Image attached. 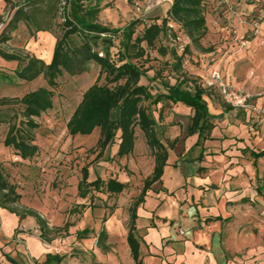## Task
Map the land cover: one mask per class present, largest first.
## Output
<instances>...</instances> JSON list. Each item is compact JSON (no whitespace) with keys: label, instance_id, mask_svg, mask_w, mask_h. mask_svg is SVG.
Instances as JSON below:
<instances>
[{"label":"rangeland","instance_id":"rangeland-1","mask_svg":"<svg viewBox=\"0 0 264 264\" xmlns=\"http://www.w3.org/2000/svg\"><path fill=\"white\" fill-rule=\"evenodd\" d=\"M171 1L97 0L98 6L102 8L98 22L112 29L123 28L136 19L148 24L158 19L157 22L160 23ZM26 2L27 0H5V8L0 15V33L16 8ZM64 2L65 0H60L57 16L51 21H47L42 13L37 15L42 25L51 24V34L55 38L61 35V8ZM83 5L88 4L85 2ZM44 6L36 7L43 9ZM204 13L207 32L198 46H193L173 24L170 25L174 33L157 41L156 46L176 49L180 55L186 45H189L182 72L190 79V85L195 82L206 90L214 105L224 103L219 93V83L247 95L248 103L250 97L255 99L263 96L264 0H205ZM141 31L142 26H139L135 35ZM35 33L32 27L20 22L17 29L9 34L10 39L0 43V48L21 57L33 56L49 63L53 41L48 40V35L38 40ZM70 39L74 45H80L82 41L79 36H72ZM119 42L120 39H114L110 48L113 60H117ZM98 51L102 52L101 46ZM147 53L148 60L140 63L146 70V78H142L141 83L147 85L153 94L157 90L164 92L162 83L174 85L181 79L167 65L172 62L168 55L161 57L156 50L148 49ZM2 61L5 65H0V99H20L38 88H49L42 76L31 82L17 79L14 70L8 68L15 64L14 61ZM213 73H218V82L212 78ZM98 75L99 66L93 62L88 63L86 70L80 75L61 72L55 80V86L49 88L53 92L52 108L34 118L37 127L30 132L33 144L37 146V153L27 160H22L12 148L3 145L11 125L18 129L22 126L23 106L12 102L0 107V166L20 195L19 204L12 207L38 213L48 227L46 238L50 239V242L41 239L39 227L32 225L36 222L31 217H26L29 220L20 227L24 231H14L3 216L6 219H3V225L0 220V264H43L47 259V250L51 255L61 256L58 262L50 260L47 264L114 262L111 258H106L96 246L99 232L104 228L110 233L104 240L112 251L120 245L118 225L128 226L131 207L142 189L143 181L152 173L154 157L138 129L134 151L124 158L115 156L117 140L99 154L96 148L98 130L88 136L68 134L66 123L80 103L83 93L97 81ZM98 83L104 84L103 76ZM151 109L156 119L161 109V119L156 127L158 138L166 147L173 142L175 148L183 133L177 106L160 103L156 108L151 106ZM255 111L258 112V120L264 119L263 110ZM180 149L179 143L176 152ZM83 168H87L88 182L96 178L104 182L116 179L126 184V187L119 194H109L104 189H90L82 198L79 196L78 184ZM2 210L10 213L6 209ZM84 229L88 230L87 238L77 237L76 232ZM20 233L25 235H19ZM102 240L100 238V242Z\"/></svg>","mask_w":264,"mask_h":264},{"label":"trees","instance_id":"trees-1","mask_svg":"<svg viewBox=\"0 0 264 264\" xmlns=\"http://www.w3.org/2000/svg\"><path fill=\"white\" fill-rule=\"evenodd\" d=\"M204 1L172 0L160 23L157 22L158 19L149 24L136 19L123 28L112 29L98 22L102 8L98 6L97 0H65L61 8L63 15L61 35L55 38L56 42L49 63L33 56L21 57L0 48V58L17 62V68L14 71L17 79L31 82L42 76L49 88L55 86V80L62 71L70 75H80L86 70L88 63L93 62L99 66L97 81L83 93L80 103L66 123V129L70 136H88L94 130H98L96 148L99 154L117 140L115 154L117 158L128 157L133 153L136 129L141 132L152 151L154 166L151 175L143 181L141 194L136 204L144 198L150 186L160 180L166 166L167 148H173V142L166 148L157 136L156 127L161 119L162 107L156 119L151 106L156 108L158 104L165 103L189 107L193 111L187 128L189 135L197 132L201 136L212 128V125L208 123L211 116L203 100L206 90L193 81L194 84L190 85V79L182 72L184 56L189 51V45H186L180 55L177 54L176 49L156 46L157 41L166 39L174 33L170 24L176 25L193 46H198L207 32ZM85 2L88 5H83ZM58 4L60 0H27L25 5L18 6L0 33V43L3 44L10 39L9 34L17 29L20 22L29 25L35 32L51 33V24L42 25L37 15L42 13L47 21L55 19L59 10ZM38 5L45 6L41 10L36 7ZM139 26H142V31L135 35ZM72 36L81 38L80 45H74L70 41ZM116 38L120 39V42L116 53L117 60H113L110 48ZM99 46H101V53L98 51ZM147 49L156 50L161 57L168 55L172 62L167 65L172 72L179 75L177 78L181 77L174 85L162 83L164 92L157 90L153 94L147 85L141 83V79L146 78V70L140 63L148 60ZM102 76L104 84H99L98 80ZM155 78L156 76L152 80ZM49 88H38L20 99H0V107L12 102H18L23 106L22 126L18 129L15 125H11L3 141L4 147L12 148L22 160L30 159L37 153V146L33 144L34 139L30 131L37 127L34 118L52 108L53 92ZM0 122H2L1 119ZM81 172L82 178L78 184V192L82 198L90 189L96 191L104 189L109 194H119L126 187V184L116 179L104 182L96 178L88 182L87 168H83ZM19 200L20 195L16 192L15 186L8 181L0 166V209H6L15 214L19 221L26 217L35 219L41 239L50 242V239L46 238L48 227L38 213L30 209L12 207L17 206ZM135 220V212L130 210L127 244L135 264H140L139 243L134 236ZM86 233L87 231L83 230L79 236H85ZM104 237V231L100 232L99 244L100 238L104 239ZM60 259L61 256L48 254L43 264H47L50 260L58 262Z\"/></svg>","mask_w":264,"mask_h":264},{"label":"crops","instance_id":"crops-1","mask_svg":"<svg viewBox=\"0 0 264 264\" xmlns=\"http://www.w3.org/2000/svg\"><path fill=\"white\" fill-rule=\"evenodd\" d=\"M4 8L5 1L0 0V15ZM35 35L38 40L48 35L53 41L51 60L55 37L47 31ZM2 60L1 66L5 65ZM14 63L8 68L15 71ZM203 100L212 128L201 136L189 135L193 111L176 104L183 133L175 148L164 145L167 160L160 180L136 204L140 191L131 207L140 264H264V119L258 120L255 111H264V95L250 97L243 109L214 105L209 94ZM179 143L181 149L176 152ZM3 219L14 231L23 230L20 227L29 220L20 222L15 214L0 209L2 225ZM110 222L114 227V221ZM84 230L82 238H87L88 230ZM128 230L129 223L118 225L120 245L113 251L105 243L110 233L100 230L105 240L96 246L112 264H135L127 244Z\"/></svg>","mask_w":264,"mask_h":264},{"label":"built area","instance_id":"built-area-1","mask_svg":"<svg viewBox=\"0 0 264 264\" xmlns=\"http://www.w3.org/2000/svg\"><path fill=\"white\" fill-rule=\"evenodd\" d=\"M212 78L218 82L220 77L218 73H213ZM219 93L224 101V103L230 106L232 109H243L248 106V96L242 93H239L223 83H219L218 85Z\"/></svg>","mask_w":264,"mask_h":264}]
</instances>
